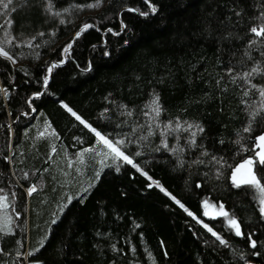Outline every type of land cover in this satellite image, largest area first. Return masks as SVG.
I'll list each match as a JSON object with an SVG mask.
<instances>
[{
	"label": "trees",
	"instance_id": "1",
	"mask_svg": "<svg viewBox=\"0 0 264 264\" xmlns=\"http://www.w3.org/2000/svg\"><path fill=\"white\" fill-rule=\"evenodd\" d=\"M51 5L13 0L0 8V46L12 57L0 56V192L21 191L19 217L0 231V264H264L256 190L231 179L264 134V71L244 76L264 69V37L250 32L264 24V0ZM85 24L92 27L74 40ZM92 128L123 140L117 146L163 188L121 163L82 191L58 189L59 151L93 146ZM32 186L26 198L22 189ZM205 199L223 204L244 236L222 217H205Z\"/></svg>",
	"mask_w": 264,
	"mask_h": 264
},
{
	"label": "rangeland",
	"instance_id": "2",
	"mask_svg": "<svg viewBox=\"0 0 264 264\" xmlns=\"http://www.w3.org/2000/svg\"><path fill=\"white\" fill-rule=\"evenodd\" d=\"M77 35V34H76ZM102 135V134H101ZM87 150V151H86ZM259 149L255 148L254 154L252 157H255V152ZM108 152V149L99 141L98 137L96 136V142L93 146L83 148L81 150H78L74 155L69 156L63 151H59L56 161V183L59 188H62L63 185H66L68 188H71V190L79 192L84 190L87 185L94 180L96 177H98L101 173V171L108 165H119L121 163H125L122 160H115L112 158L111 155L105 156V153ZM250 158V157H248ZM246 158L245 160H247ZM244 160V161H245ZM244 161L240 162L235 166L238 167L239 165L243 164ZM134 162V161H133ZM137 165L136 163H134ZM138 166V165H137ZM137 169V167H135ZM140 170H138L141 173H145L140 166H138ZM233 169V171L235 170ZM232 171V173H233ZM244 170H242L243 173ZM145 175V174H144ZM146 176L152 180L147 174ZM232 179V174H231ZM153 184H157L155 181L152 180ZM42 183H39V186H41ZM261 186L264 187V182L261 181ZM160 188H163L160 185ZM255 188V187H254ZM30 189V188H29ZM29 189H22L24 192L26 198L29 195L28 190ZM165 190V189H164ZM257 194V202L259 205V209L262 207L260 201L261 199H264V192L259 191L256 189ZM64 192H68L67 195L60 193L61 195L67 196V201L70 198V192L68 189H65ZM17 193V194H16ZM18 194H21V191L18 189H12V187L7 190L6 192H0V230L1 232H8L11 231L13 228V224L16 217H19V215H16L17 212L14 210L16 208V200L18 199ZM60 195V197H61ZM205 201H208V204L205 205ZM215 205V207H213ZM220 203H215L211 200L205 199L201 203L202 207V213L205 217H221L217 215L219 210ZM24 210L25 213V222H27V208L22 207L20 205V210ZM63 209V208H61ZM60 209V210H61ZM225 210V209H224ZM226 211V210H225ZM207 212V215L205 213ZM230 217H233L229 215ZM20 218H22V215H20ZM227 224L228 217H222ZM7 220V225L5 226L4 221ZM55 220V218H54ZM229 227V226H228ZM232 230V229H231ZM234 232V230H232ZM25 259V255H24ZM26 264H41L38 261H30L26 262Z\"/></svg>",
	"mask_w": 264,
	"mask_h": 264
},
{
	"label": "snow or ice",
	"instance_id": "3",
	"mask_svg": "<svg viewBox=\"0 0 264 264\" xmlns=\"http://www.w3.org/2000/svg\"><path fill=\"white\" fill-rule=\"evenodd\" d=\"M99 2V0H98ZM13 4V0H0V8L2 9H9V6ZM83 7V6H81ZM87 7H94V5L89 4L87 5ZM52 5H51V0H49V11H51ZM151 11L154 13L156 11L155 7L151 8ZM142 15H147L148 13H141ZM239 15V13H237ZM56 15H59V13H56ZM261 16H264V12L261 13ZM0 27H3V25H0ZM92 25H88L85 24L82 26L80 32L77 33V36L75 39H77L83 31L87 30L88 28H91ZM250 32L252 34L255 35V37H264V24L256 26V27H252L250 29ZM73 40V42H74ZM250 43H255V41H251ZM71 48V43L65 47L64 51L68 52ZM0 56H3L5 58L8 59H12V57L9 56V52L5 50V48L3 46H0ZM57 65L53 64L52 67H50L48 69L49 73L52 71V68L56 67ZM260 71H264V69H261L259 67L253 68L252 72H248V73H244L245 77H250L252 76L253 73H258ZM48 84V80L47 78H45L44 80V85L47 86ZM252 87H256L255 85H252ZM247 95V93H245ZM35 95H40L39 93L35 94ZM260 95L262 97H264V89H261L260 91ZM65 107L67 108L68 106L65 105ZM68 111L72 113L73 116L76 117L77 120H80L81 123H85V121H83L81 119L80 116H78L75 112H72V110L70 108H68ZM107 111V110H105ZM153 113L155 114V116H159L160 115V105H159V97L156 96L153 102V108H152ZM131 113H129L130 115ZM145 115H148V113H145ZM86 127L91 128V125L85 124ZM168 128H171V124H169L167 126ZM177 128L181 127V125L177 124L176 125ZM189 128L192 127V125H188ZM92 131L95 132V135L98 137L99 141L108 149V152L105 153V156L107 157L108 155H111L113 159L115 160H122L125 163L129 164V165H133V167H137V170H140L138 168L137 165L134 164L133 159L130 158L129 155H127L125 153V151H122L120 147L117 146V144H123L124 141H118L116 143H114L112 140L108 139L106 136L101 135V133L99 131H97L96 129L92 128ZM199 131H203L202 128H199ZM244 131H251V128H246L244 129ZM196 133H193V138L195 137ZM164 147H167V143L166 141H162ZM256 149H259L258 151L255 152V157H250L247 160L244 161L243 164L239 165L238 167L235 168V170L232 173V182L233 185L237 188L241 187L242 185H247V186H252L255 187L256 189H258L261 192H264V187L261 186V180H264V173H260L258 171L259 167L264 166V134L259 135L258 137H256V144L254 146ZM53 152L56 151L55 147H53ZM87 151V150H86ZM136 155H139V153H136ZM119 170V169H117ZM242 170L243 173H242ZM146 175V173H144ZM150 187L152 185H149ZM157 187H160V185L157 183L156 184ZM199 187V185H198ZM163 190V189H162ZM36 188L35 186H32L28 192L29 194H31L32 192H35ZM173 199L175 200V197H173ZM177 204L180 205V207H184L183 204L180 203V201H176ZM205 205L208 204V201L204 202ZM262 207L260 208V212L262 214V216H264V199H261L260 201ZM66 207V206H65ZM213 207H215V205H213ZM189 215H192V213H189ZM205 215H207V212L205 213ZM217 215L221 216V217H228L227 220V224L229 226L230 229L234 230V234L236 236L242 237L244 236V232L241 230V222H239L236 218L234 217H230L229 213L227 211L224 210V206L223 204L219 205V210ZM52 223H56L55 220L52 221ZM5 226L7 225V220L4 221ZM205 227L207 228L208 226L205 225ZM2 230V229H0ZM210 232H212L213 236H216L217 239L220 241L221 244H226L227 242L222 239L216 232L212 231L211 228L208 229ZM248 239L250 242V247L251 248H256L257 247V241L252 239V234L249 233L248 234ZM255 255H259V253H255Z\"/></svg>",
	"mask_w": 264,
	"mask_h": 264
},
{
	"label": "water",
	"instance_id": "4",
	"mask_svg": "<svg viewBox=\"0 0 264 264\" xmlns=\"http://www.w3.org/2000/svg\"><path fill=\"white\" fill-rule=\"evenodd\" d=\"M89 29V28H88ZM77 34V33H76ZM65 62V58H64V60L62 61V62H59V63H57V64H62V63H64ZM53 65V64H52ZM52 67V66H51ZM50 68V67H49ZM50 74H51V72L49 73V71H48V76H47V78L49 79V77H50Z\"/></svg>",
	"mask_w": 264,
	"mask_h": 264
}]
</instances>
